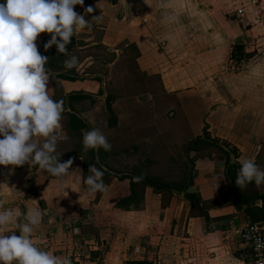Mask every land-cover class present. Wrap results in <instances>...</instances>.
<instances>
[{"label":"crops","instance_id":"0c3cea01","mask_svg":"<svg viewBox=\"0 0 264 264\" xmlns=\"http://www.w3.org/2000/svg\"><path fill=\"white\" fill-rule=\"evenodd\" d=\"M97 3L74 6L91 28L71 38L67 53L44 49L47 32L36 40L48 57L49 95L64 101L67 139L56 154L71 168L56 177L27 162L0 165V210L39 208L34 243L72 264H247L235 228H264V184L239 188L235 164L243 155L264 168V0ZM72 55L78 64L65 68ZM72 113L111 145L94 149L100 162L89 164L104 171L102 193L83 183L92 149L82 143L88 129L71 128ZM125 173L171 189L136 178L133 190Z\"/></svg>","mask_w":264,"mask_h":264},{"label":"clouds","instance_id":"9594fccd","mask_svg":"<svg viewBox=\"0 0 264 264\" xmlns=\"http://www.w3.org/2000/svg\"><path fill=\"white\" fill-rule=\"evenodd\" d=\"M83 4L84 0H0V165L22 166L27 162L56 177L65 176L71 168V158L60 162L56 154L57 143L67 139L60 123L64 101L49 95V73L45 68L48 57L38 51L36 40L47 32L51 36L43 44L44 49L55 45L59 53H67L71 38L91 28L85 15L74 11L75 5ZM93 11L91 6L85 8V13ZM100 19L99 15L91 16V21ZM163 19L171 21L172 17L164 15ZM77 64L75 55L64 60L65 68ZM82 143L85 150L111 149L99 128L84 131ZM238 162L235 184L239 188L250 182L257 187L264 184V168L253 157L242 155ZM88 172L83 180L87 191L104 192V171L89 165ZM42 215L39 208H28L23 214L13 208L0 210V264H72L70 257L43 250L34 243L33 233ZM13 228L19 235L11 231ZM255 264H264V258H258Z\"/></svg>","mask_w":264,"mask_h":264},{"label":"built area","instance_id":"2783aa9c","mask_svg":"<svg viewBox=\"0 0 264 264\" xmlns=\"http://www.w3.org/2000/svg\"><path fill=\"white\" fill-rule=\"evenodd\" d=\"M239 243L248 251L247 264H255L258 258H264V228L262 222H247L235 228ZM260 247H257V244Z\"/></svg>","mask_w":264,"mask_h":264},{"label":"trees","instance_id":"16d2710c","mask_svg":"<svg viewBox=\"0 0 264 264\" xmlns=\"http://www.w3.org/2000/svg\"><path fill=\"white\" fill-rule=\"evenodd\" d=\"M238 52V51H237ZM67 77L69 78H74V76L72 75H66ZM70 126L72 129H74L79 135L82 136V134H80V130L84 129V128H87L88 130L92 128V126L90 125L89 122H87L86 119H84L82 116L76 114V113H72L70 114ZM233 151L234 154H236V151L234 149H231ZM98 158L99 160H96V156H95V153H94V149L90 150L89 151V156L87 158V164H92L95 162V164H98V162H100V153L98 155ZM235 166L237 168H240V165L239 164H235ZM102 167V166H101ZM100 167V168H101ZM102 169V168H101ZM103 170V169H102ZM123 178H126V177H130L131 178V184H132V188L134 190V188H136L137 185H140L142 182H140L139 180H137L133 174L131 173H127V174H124L122 175ZM158 189H161L162 187L160 186H156Z\"/></svg>","mask_w":264,"mask_h":264},{"label":"water","instance_id":"95a60500","mask_svg":"<svg viewBox=\"0 0 264 264\" xmlns=\"http://www.w3.org/2000/svg\"><path fill=\"white\" fill-rule=\"evenodd\" d=\"M196 140H197V139H194V140L191 142L190 146H191ZM212 141H214V140H212ZM214 142H215V141H214ZM216 143H218V144L221 145V143H219V142H216ZM97 150H98V149H96V152H97ZM102 166H103L104 169H108L107 166H105V165H102ZM192 170H193V167H192L191 163H189V165H188V179H187V181H186V183H185V185H184L183 190H185V189L187 188V186H188V183H189V181H190V179H191V177H192ZM118 174H119V173H118ZM125 174H127V173H125ZM122 175H124V174H122ZM133 175H134L135 178H138V179H140V180H142V181H145V182L148 183V184L155 185V186H162V187H166V188H170V189H171V187H168V186L165 185V184H162V183H159V182L148 181V180H146V179H144V178H142V177H139V176L136 175V174H133Z\"/></svg>","mask_w":264,"mask_h":264},{"label":"rangeland","instance_id":"374dc122","mask_svg":"<svg viewBox=\"0 0 264 264\" xmlns=\"http://www.w3.org/2000/svg\"><path fill=\"white\" fill-rule=\"evenodd\" d=\"M233 62V61H232ZM234 66V67H233ZM241 65L239 64V63H235V62H233L231 65H230V67H231V70L232 71H237V69H239V67H240ZM182 127V126H181ZM182 129H183V127H182ZM135 141V138H134V140H133V142ZM74 152V150L72 151V153ZM69 155V154H68Z\"/></svg>","mask_w":264,"mask_h":264}]
</instances>
